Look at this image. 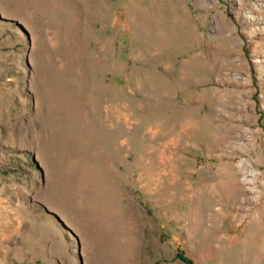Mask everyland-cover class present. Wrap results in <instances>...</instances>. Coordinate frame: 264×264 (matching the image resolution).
<instances>
[{"label":"rangeland","instance_id":"rangeland-1","mask_svg":"<svg viewBox=\"0 0 264 264\" xmlns=\"http://www.w3.org/2000/svg\"><path fill=\"white\" fill-rule=\"evenodd\" d=\"M0 264H264V0H0Z\"/></svg>","mask_w":264,"mask_h":264},{"label":"trees","instance_id":"trees-1","mask_svg":"<svg viewBox=\"0 0 264 264\" xmlns=\"http://www.w3.org/2000/svg\"><path fill=\"white\" fill-rule=\"evenodd\" d=\"M179 254H180L181 256H183L184 258H186V259H188V260H191V259L187 256L186 251H184V250H179Z\"/></svg>","mask_w":264,"mask_h":264}]
</instances>
